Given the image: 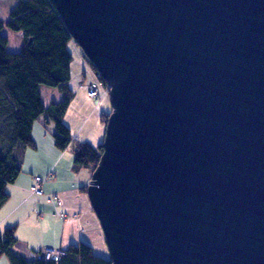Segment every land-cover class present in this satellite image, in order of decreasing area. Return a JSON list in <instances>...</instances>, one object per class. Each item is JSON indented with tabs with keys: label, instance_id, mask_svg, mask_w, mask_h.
<instances>
[{
	"label": "water",
	"instance_id": "water-1",
	"mask_svg": "<svg viewBox=\"0 0 264 264\" xmlns=\"http://www.w3.org/2000/svg\"><path fill=\"white\" fill-rule=\"evenodd\" d=\"M52 2L108 87L110 264H264V0Z\"/></svg>",
	"mask_w": 264,
	"mask_h": 264
},
{
	"label": "trees",
	"instance_id": "trees-1",
	"mask_svg": "<svg viewBox=\"0 0 264 264\" xmlns=\"http://www.w3.org/2000/svg\"><path fill=\"white\" fill-rule=\"evenodd\" d=\"M4 28L21 33L19 51L7 50ZM71 42L52 0H18L7 18L0 17V206L8 198L6 185L13 183L21 172L25 150L36 147L32 126L42 115L45 122H53L54 146L61 151L71 147L74 171L86 169L91 173L98 163L103 139L96 145L76 141L63 122L73 96L69 86ZM96 75L108 90L105 81ZM40 85L57 88L62 98L45 105ZM109 112L103 118L104 125ZM86 189V186L82 188L85 192ZM2 233L0 259H5L7 264H110L107 252L97 254L82 241L61 248L65 254L59 260L44 257L28 260L14 248L15 226L6 227ZM34 252L38 254L40 250Z\"/></svg>",
	"mask_w": 264,
	"mask_h": 264
},
{
	"label": "crops",
	"instance_id": "crops-1",
	"mask_svg": "<svg viewBox=\"0 0 264 264\" xmlns=\"http://www.w3.org/2000/svg\"><path fill=\"white\" fill-rule=\"evenodd\" d=\"M68 48L72 56L69 86L73 96L63 122L74 140L96 145L103 139V118L110 111L108 91L77 44L71 42ZM73 75L78 77L76 85L72 83ZM89 85L97 88V100L88 97ZM32 137L36 147L25 150L19 176L6 185L8 198L0 206V233L6 227L15 226L14 248L23 254L44 248H66L79 241L103 250L102 254L108 252L100 223L82 190L90 180L89 171H74L72 153L58 150L52 136L39 124L33 123ZM50 171L53 177L39 184L42 194L32 193L29 187L33 176L46 177ZM49 195L57 196L61 204L47 203L44 197Z\"/></svg>",
	"mask_w": 264,
	"mask_h": 264
},
{
	"label": "rangeland",
	"instance_id": "rangeland-1",
	"mask_svg": "<svg viewBox=\"0 0 264 264\" xmlns=\"http://www.w3.org/2000/svg\"><path fill=\"white\" fill-rule=\"evenodd\" d=\"M17 1L18 0H0V17L3 18V19L7 18L9 11L15 6V4H16ZM3 34L8 38L7 50L10 51V52H17V51H19V49L21 47V43H22L21 33L14 32V31H12L10 29L4 28ZM72 78H73L72 79V83L74 85L78 84V77H76L75 75H73ZM85 80H86L85 83H88V79H85ZM81 81H82V79L79 80V82H81ZM90 89H97V88L94 85H89V87L87 89V95H88V97H90L92 100H97L99 97H97V98L92 97L90 95ZM39 90H40L41 97H42V100H43V102H44L45 105H48L51 101H58V100H60L62 98V93L57 88L40 85L39 86ZM97 94L99 95L98 90H97ZM109 104H110V100H109ZM43 118H44V115L40 116V118L38 120H36L34 123L35 124H39L41 126V128H43L45 130V132H46L47 135L50 134L52 136V133L54 131L53 122L49 120L48 123H47V122L44 121ZM66 150H67V152H71L72 153V160H73L74 154L71 151V147L67 148ZM50 174H51V176H50ZM53 175H54L53 172L50 171L46 175V177H41L40 176V178H42V181L41 182H43L45 179L52 178ZM34 176H39V175H34ZM90 176H91V173H90ZM33 184H34V181H33ZM40 189H41V187H40ZM46 197L47 196H45L44 199ZM93 250L97 254H102L103 253L102 252L103 250H101L99 248H96V247H94ZM106 254H108V252ZM29 256H31V255L27 253V259L28 260L29 259H32ZM0 264H7V263H6L5 259H1L0 260Z\"/></svg>",
	"mask_w": 264,
	"mask_h": 264
},
{
	"label": "built area",
	"instance_id": "built-area-1",
	"mask_svg": "<svg viewBox=\"0 0 264 264\" xmlns=\"http://www.w3.org/2000/svg\"><path fill=\"white\" fill-rule=\"evenodd\" d=\"M90 95L94 98L99 97V95L97 94V89H90ZM50 176H51V174H50ZM33 179H34V184H32L29 187V189L33 193H35L37 195H41L42 190L40 189L39 183L42 181V178H40V176H34ZM45 201L48 203H53L55 205L61 204L60 199L55 195L47 196L45 198ZM63 215L64 214H61V216H63ZM28 254L31 255L29 257L32 259H35L36 257H44L46 259L59 260V258L61 256H63L65 254V252L62 249L44 248V249L40 250V253H38V254H36L34 251H30V252H28Z\"/></svg>",
	"mask_w": 264,
	"mask_h": 264
},
{
	"label": "bare ground",
	"instance_id": "bare-ground-1",
	"mask_svg": "<svg viewBox=\"0 0 264 264\" xmlns=\"http://www.w3.org/2000/svg\"><path fill=\"white\" fill-rule=\"evenodd\" d=\"M110 109H111V108H110ZM91 173H92V172H91ZM33 180H34V179H33ZM60 216H61V215H60ZM27 253H28V252H27ZM27 253H24V254H23V255L26 257V259H27ZM61 257H62V256H61ZM61 257H60V258H61ZM60 258H59V259H60Z\"/></svg>",
	"mask_w": 264,
	"mask_h": 264
}]
</instances>
